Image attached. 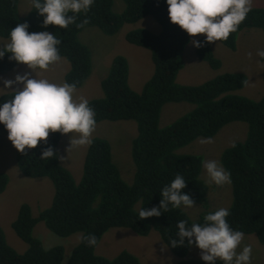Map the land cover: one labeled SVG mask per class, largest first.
<instances>
[{
  "label": "trees",
  "instance_id": "1",
  "mask_svg": "<svg viewBox=\"0 0 264 264\" xmlns=\"http://www.w3.org/2000/svg\"><path fill=\"white\" fill-rule=\"evenodd\" d=\"M125 10H113L114 0H95L85 14H77L76 22L67 29L49 25L42 26L43 17L32 6L24 16L19 13V0H0V36L10 39L11 29L19 23L29 22V32L50 31L62 41L58 45L61 58L70 63L65 74L66 82L80 88L92 72V52L80 40L81 31L96 26L104 33H117L126 23L153 16L162 26L160 33L146 28H136L126 34L129 42L149 49L154 63V73L145 82L141 91H135L129 82V61L117 55L112 61L108 75L102 80L103 97L88 100L95 112L96 123L103 120H135L138 135L132 144V157L136 166L134 182L129 184L119 166L113 160L112 146L103 137H94L89 144L84 160L83 175L77 182L72 172L60 162L58 149L61 133L50 132L47 144L43 141L26 154L17 149V162L24 175L31 178L50 177L55 186L51 205L34 216L28 203L21 205L12 226L17 235L28 244L20 253L12 247L0 224V264H62L65 255L63 246L45 248L35 237V226L43 221L59 236L67 237L82 232L83 237L95 235L97 243L90 246L82 239L75 247L69 264H144L134 253L124 250L114 258L96 253V247L104 234L113 227H125L146 236L153 229L158 230L170 250L184 257L193 245L173 247L170 242L179 239L177 224L186 220L188 225L204 223L209 212L194 220L180 207L163 212L159 217L139 219L141 208L160 205L161 190L182 175L187 181L182 190L195 203H205L207 184L201 179L203 157L198 154L179 153L177 150L198 137H213L219 130L233 121L248 124L247 137L226 148L222 163L231 173L233 189L230 215L227 220L235 230L255 234L264 245V93L260 99L237 94L246 86L248 77L244 73L219 74L197 85L180 84L177 75L184 66L183 54L190 36L177 24L171 23L166 0H123ZM69 15H72L70 12ZM87 19L83 27L79 24ZM249 28L264 31V7H252L246 20L227 41L231 49L237 48L238 34ZM205 38L200 39L203 41ZM199 57L213 68L222 64L211 43L197 50ZM11 53L0 59V75L20 64L10 60ZM264 60V59H262ZM51 66V65H50ZM264 78V76H263ZM15 91L0 96V102L13 98ZM187 101L195 104L187 114L166 127L160 126L163 106L168 102ZM0 129L7 131L0 123ZM53 147L56 156L48 160L40 158L46 147ZM9 184L7 173L0 172V194ZM140 203V209L136 206ZM176 264H210L202 259H182ZM217 264H223L218 260Z\"/></svg>",
  "mask_w": 264,
  "mask_h": 264
},
{
  "label": "rangeland",
  "instance_id": "2",
  "mask_svg": "<svg viewBox=\"0 0 264 264\" xmlns=\"http://www.w3.org/2000/svg\"><path fill=\"white\" fill-rule=\"evenodd\" d=\"M32 0H19V13L26 15L32 8ZM126 4L123 0H114L113 10L121 13ZM252 7H264V0H253ZM136 28H146L154 33H160L161 24L153 17L146 16L135 23H126L121 29L112 35L104 33L96 26L84 28L80 33V40L86 44L92 52V72L86 82L76 88L73 99L79 102L80 97L88 100L103 97L102 80L108 75L112 61L117 55L125 56L129 61V82L135 91H141L145 82L154 73V63L151 51L144 47L129 42L126 34ZM205 38L204 34L196 37L190 36L184 54V66L177 75L180 84L197 85L219 74L228 72L244 73L248 77L245 87L236 91L237 94L252 99H260L264 93V60L256 55L257 49H264V31L260 28H249L241 31L237 38V48L231 49L222 41L211 43L216 56L221 59L219 68H213L201 59L197 53L198 48L191 43L192 39ZM10 43V39L0 36V47ZM251 53V56H249ZM70 68L67 59L49 66L48 69H36L39 78L47 79L51 83L63 84L66 82L65 74ZM31 73L30 78L36 77V72L26 64H18L12 70L0 75V87H3L5 79L15 80L17 74ZM22 84H14L12 89H0V96L9 91L22 89ZM195 104L180 101L168 102L163 106L160 126L166 127L181 116L194 109ZM248 124L244 121H233L222 127L213 137H198L188 145L179 148L177 152L198 154L203 157L201 179L207 184V199L205 203H195L191 208H181L191 219H198L204 212V205L209 211L219 208H229L232 204V182L218 186L210 180L204 162L216 160L221 166L223 151L238 141L246 139ZM79 136L78 133H61L58 145L60 162L68 168L75 180L79 182L83 175L84 160L88 145L71 147L70 137ZM138 135V124L135 120H103L96 123L95 130L91 134L94 137L107 139L113 152V160L119 166L123 179L132 184L134 182L136 166L132 157V144ZM211 138V143H202ZM225 169V168H224ZM0 172L7 173L9 184L0 194V224L2 225L8 243L18 252L23 253L28 249V244L15 232L12 223L17 218L22 204L28 203L32 207L34 216L49 207L54 199L55 186L50 177L31 178L23 174L17 162V150L8 139V133L0 129ZM140 209V203L136 206ZM34 236L39 238L45 248L63 246L65 255L62 264H69L73 250L80 244L83 233L76 232L70 236H59L51 231L43 221L34 228ZM250 245L252 248L251 264H264V245L255 234L244 233V239L237 251ZM127 250L138 256L144 264H176L182 259H201L202 250L195 245L191 246L184 257L175 255L167 246L161 233L153 229L148 235L142 236L130 228L113 227L109 229L96 247L98 255L114 258L122 251Z\"/></svg>",
  "mask_w": 264,
  "mask_h": 264
},
{
  "label": "clouds",
  "instance_id": "3",
  "mask_svg": "<svg viewBox=\"0 0 264 264\" xmlns=\"http://www.w3.org/2000/svg\"><path fill=\"white\" fill-rule=\"evenodd\" d=\"M95 0H32L38 15L43 17L42 26L49 25L67 29L76 22L77 14L87 13ZM170 22L177 24L191 37L204 34L205 39H192L193 46L199 48L216 41H227L231 33L238 31L240 25L252 11L253 0H166ZM72 15H69V13ZM88 23L85 19L78 27ZM30 24L25 21L11 29L10 43L0 47V59L6 53H11L10 60L26 64L34 70H46L50 65L61 60L58 45L62 43L50 31L29 32ZM256 55L264 59V49H257ZM251 56V53H249ZM31 73L17 74L15 80L5 79L0 89H12L14 84H22V89L15 90L12 99L0 102V123L8 131V139L21 153L27 149L36 148L41 141L47 144L50 132L59 131L62 134L78 133L79 136L70 137L71 147L90 144L91 134L95 130V112L89 106L88 99H73L75 84L67 82L55 84L47 79H41L36 72L35 78ZM202 143H211V138ZM57 152L51 146L43 149L41 159L48 160L55 157ZM204 167L211 181L222 186L231 182V173L226 171L216 160L204 162ZM187 181L177 174L169 185L161 190L163 199L159 206L141 208L139 219L159 217L163 212L172 208H191L195 201L182 190ZM230 209L219 208L204 216V223L188 225L186 220H179L177 224L179 239L171 240L175 247L184 245L185 238L188 245H195L201 252V259L210 264H251L252 248L250 245L237 251L244 239V233L233 229L227 217ZM90 246L97 243L95 235L82 238Z\"/></svg>",
  "mask_w": 264,
  "mask_h": 264
},
{
  "label": "crops",
  "instance_id": "4",
  "mask_svg": "<svg viewBox=\"0 0 264 264\" xmlns=\"http://www.w3.org/2000/svg\"><path fill=\"white\" fill-rule=\"evenodd\" d=\"M9 39V38H8Z\"/></svg>",
  "mask_w": 264,
  "mask_h": 264
}]
</instances>
